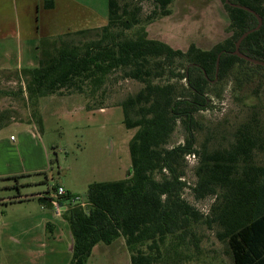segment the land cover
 <instances>
[{"label": "trees", "instance_id": "obj_1", "mask_svg": "<svg viewBox=\"0 0 264 264\" xmlns=\"http://www.w3.org/2000/svg\"><path fill=\"white\" fill-rule=\"evenodd\" d=\"M150 1L161 15L168 14L171 0ZM229 2L261 18L260 28L241 42L239 51L264 61V0ZM53 6L54 0H43L45 10ZM224 7L230 36L210 50L191 44L182 52L148 39L142 27L128 36V31L142 24L141 8L107 0L104 26L41 40L36 66L13 72L24 84L19 88L22 101L78 93L86 96L87 111L103 109L105 103L99 106L96 94L104 95L103 87L116 71L120 79L142 85L118 104L123 126L135 130L128 143L130 175L89 184L85 206H72L65 213L72 237L69 264H86L94 246H108L117 239L124 241L130 264H181L183 252L178 248L190 243L197 247L198 240L193 242L197 222L208 228L216 225L215 236L226 243L232 264H264V167L252 162L261 145L254 121L239 125L227 148L210 152L204 143L195 148V115L208 109L206 94L212 83L224 80L238 66L264 71L231 55L240 36L256 27L255 17L225 3ZM81 37L90 39H75ZM177 123L184 129V140L169 147ZM37 125L41 126L40 119ZM194 154L199 165L189 189L196 200L215 197L211 222L202 221L182 198L187 185L185 158ZM74 197L66 193L58 198L42 195L37 200L48 208L53 200L62 205Z\"/></svg>", "mask_w": 264, "mask_h": 264}, {"label": "rangeland", "instance_id": "obj_2", "mask_svg": "<svg viewBox=\"0 0 264 264\" xmlns=\"http://www.w3.org/2000/svg\"><path fill=\"white\" fill-rule=\"evenodd\" d=\"M68 1L76 3L73 6L60 3L57 13L46 15L40 14L39 9L33 10V6L22 14L18 3L14 9L11 0L3 1L0 30L4 39L1 35L0 49L9 55L0 63H17L21 51L26 48L36 54L41 40L87 30L93 23L98 28L106 23L107 0ZM117 1L120 6L128 4L132 8L138 5L142 10V24L128 31V36L142 27L148 39L160 41L174 50L185 52L193 44L207 51L231 34L222 0H171L165 16L150 0ZM153 12L157 15L153 16ZM17 15L21 27L16 25ZM87 37L75 39L84 42L90 39ZM0 69V116H13L14 122H19L0 129V162L12 163L15 158L16 153L9 144L5 145V140L9 141L13 136L14 144H19L20 148V168L33 171L0 178V200L16 199L0 203V264H69L72 237L65 213L73 205L65 204L59 217L53 208L41 206L33 196L55 197L54 189L62 186L66 193L77 196L85 206L89 184L118 181L130 175L128 143L135 130L123 126L118 104L137 93L142 85L120 79V73L116 71L103 87L104 95L96 94L95 102L99 106L105 103L103 109L87 111L86 96L78 93L24 102L19 92L24 86L20 84L22 79L13 75L20 69ZM212 87L206 94L208 109L195 115V148L202 143L210 152L227 148L236 128L253 120L260 132L261 145L254 152L252 162L264 167V71L238 66L224 80L213 82ZM29 119L33 123H27ZM38 119L41 126L37 125ZM26 133L28 135H23ZM184 135L183 127L177 123L169 147L182 144ZM188 156L184 177L187 185L182 198L196 210L202 221L211 222L217 201L215 197L204 200L193 197L189 188L194 186L199 157L196 154L194 158ZM194 232L193 242L198 240L197 247L190 243L178 248L183 252L179 256L181 264H232L226 243L215 236L216 225L208 228L206 223L197 222ZM112 244V251L99 244L86 264H129L124 241L117 239ZM98 248L104 250L100 255ZM31 250L36 252L31 253Z\"/></svg>", "mask_w": 264, "mask_h": 264}, {"label": "crops", "instance_id": "obj_3", "mask_svg": "<svg viewBox=\"0 0 264 264\" xmlns=\"http://www.w3.org/2000/svg\"><path fill=\"white\" fill-rule=\"evenodd\" d=\"M3 1H5V0H0V9L2 8L1 4H2ZM11 2H12V6H13L14 9L17 8V3L19 4L20 13H22V14H24L27 9L28 10H31V8H32L35 11L37 9H39L40 10L39 11L40 14L44 13L45 15L48 14V13L49 14H55V13H57L58 12V7H59V4L60 3H66V4H69V5H72V6H73V4L76 3L74 1L71 2V1H68V0H54V6H53V8L50 9V10H45L43 8V0H11ZM34 4H36L37 7H35ZM31 6H33V7H31ZM15 20H16V25H18V26L21 27V25H20V19H19L18 15L16 16ZM106 22H107V16H106ZM104 25H102V26H104ZM102 26H100V27H102ZM88 28L89 29H92V28L95 29V28H98V27H97V25H94V23H93V25H91V27H88ZM1 35H2V37L4 39V35L1 32V30H0V39H2ZM3 51H4L3 49H0V55L3 56V57L2 56L0 57V61H2L4 57H7L9 55V53L8 54L6 52L3 53ZM36 55H37V51H36V54H34V52H32V49L26 48L24 51H21L20 58L18 59V61L16 60L17 63L11 64L10 61H8L7 63H5L4 65H2V63H0V68H12V69H18V70L19 69H25V68L31 69L30 67H32V68L35 67L34 62L36 60ZM26 122L27 123H29V122H32L33 123V121L31 119H29ZM11 123H19V122H14V117L13 116H9L7 118H2V116H0V129L3 128L4 126H7V125L11 124ZM35 129H36V127H35ZM23 135H28V134L26 133V134H23ZM10 137H13V136H10ZM33 138L36 139L35 136H33ZM15 140H16L15 138H13L12 140L9 139V141L5 140V145L9 144V146L16 153V155H15V158L11 160L12 163L11 162H8L6 164H3L2 162H0V164H3L0 167V178L10 177V176H16V175L24 174V173H27V172H29V173L30 172H33L31 169H30L31 171L30 170L29 171H26L23 168H20V166H21V164H20V157H19V150H20V148H19V144L18 145L14 144ZM1 143H2V140H0V147H2ZM38 196H42V195H35L33 197L37 198ZM19 200H23V199H19ZM0 201H1L0 203L2 204V203H6L8 201H16V199L15 200H5V199H1ZM98 245H96V246L93 247L92 252H94V250L98 247ZM106 247H109V249H111V251L114 248L113 244L108 245ZM103 249H105V248H103ZM103 251L104 250L100 251L99 248H98L97 254L100 255ZM30 252L31 253H35L36 251H34V250L32 251L31 250ZM128 258H129V256H128ZM129 264H130V261H129Z\"/></svg>", "mask_w": 264, "mask_h": 264}, {"label": "water", "instance_id": "obj_4", "mask_svg": "<svg viewBox=\"0 0 264 264\" xmlns=\"http://www.w3.org/2000/svg\"><path fill=\"white\" fill-rule=\"evenodd\" d=\"M224 3L232 8H237V9H241V10H244L250 14H252L256 21H257V25L255 28L251 29V30H247L246 32H244L240 38L236 41L235 43V47H234V51L231 53V55L233 56H236L238 57L239 59L243 60V61H246L252 65H255V66H261L264 68V61H261V60H257V59H253V58H250L244 54H242L240 51H239V46L241 44V42L251 33L257 31L262 22H261V18L254 12L252 11L251 9L245 7V6H241V5H238V4H232L231 2H229V0H224ZM219 57L220 55L217 56V60H216V74H217V68H218V62H219Z\"/></svg>", "mask_w": 264, "mask_h": 264}, {"label": "built area", "instance_id": "obj_5", "mask_svg": "<svg viewBox=\"0 0 264 264\" xmlns=\"http://www.w3.org/2000/svg\"><path fill=\"white\" fill-rule=\"evenodd\" d=\"M12 139H13V137H10V140H12ZM191 157L194 158V155H191ZM187 158H189V156ZM54 193H55V198L62 197V196L66 195L65 190L61 186L57 187V189ZM65 204L66 205H73V206L79 205L81 207H84L83 202H81V200L78 197L71 198V200L69 202L64 203L62 205H60L58 203V201L53 200L51 203V208H53V210L55 211L56 216L60 217V213L63 211V209H65Z\"/></svg>", "mask_w": 264, "mask_h": 264}]
</instances>
